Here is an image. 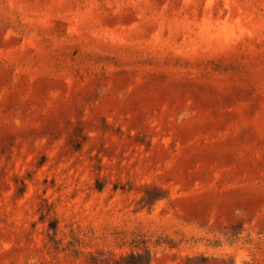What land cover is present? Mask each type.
<instances>
[{
    "label": "rangeland",
    "instance_id": "1",
    "mask_svg": "<svg viewBox=\"0 0 264 264\" xmlns=\"http://www.w3.org/2000/svg\"><path fill=\"white\" fill-rule=\"evenodd\" d=\"M144 253L264 264V0H0V264Z\"/></svg>",
    "mask_w": 264,
    "mask_h": 264
},
{
    "label": "trees",
    "instance_id": "2",
    "mask_svg": "<svg viewBox=\"0 0 264 264\" xmlns=\"http://www.w3.org/2000/svg\"><path fill=\"white\" fill-rule=\"evenodd\" d=\"M163 197V195H160L158 192H155V190L147 189L143 196L140 199V202L142 204V207H150V205L153 203V201ZM49 228L53 231L56 229V224L52 220L49 222ZM126 264H148L150 261V257L144 253V254H136V255H130L126 258Z\"/></svg>",
    "mask_w": 264,
    "mask_h": 264
}]
</instances>
